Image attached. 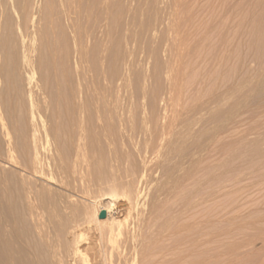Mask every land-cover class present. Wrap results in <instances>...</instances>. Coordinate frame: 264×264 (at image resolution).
Segmentation results:
<instances>
[{
	"label": "rangeland",
	"instance_id": "1",
	"mask_svg": "<svg viewBox=\"0 0 264 264\" xmlns=\"http://www.w3.org/2000/svg\"><path fill=\"white\" fill-rule=\"evenodd\" d=\"M244 1L118 0L111 15L115 30L108 37L95 33L98 41L113 47L116 58L110 62V55L105 60L109 77L96 76L98 88L92 93L97 91L98 97L91 94V100L98 102L101 95L103 106H115L124 116L126 127L120 134L128 146L123 153L129 157L136 185L129 224L112 243L121 244L126 235L132 240L123 263L115 264H264V64L260 43L252 35L254 22L245 23L243 18L258 10L260 0H251L256 3L251 10L250 0ZM116 67L121 72L117 75ZM17 72L12 71L14 91L10 87L7 103L11 111L21 109L12 111L15 121L21 122L35 116L25 112ZM75 74L71 79L77 84ZM162 128L163 139L151 138L149 130ZM14 177L13 201L20 210L22 188L18 190V174ZM91 193L93 198L100 195L97 186ZM56 196L52 192L50 199ZM0 203L1 212L6 204ZM0 219L4 223V217ZM27 246L22 254L23 247L15 243L14 264H50L42 246Z\"/></svg>",
	"mask_w": 264,
	"mask_h": 264
},
{
	"label": "bare ground",
	"instance_id": "2",
	"mask_svg": "<svg viewBox=\"0 0 264 264\" xmlns=\"http://www.w3.org/2000/svg\"><path fill=\"white\" fill-rule=\"evenodd\" d=\"M15 1L0 0V138L4 151L3 156L0 155V202L6 204L5 210L0 212L4 217V223L0 222L1 260L3 264H14L15 243L19 242L23 247L22 254L27 244L38 243L50 256V264H115L128 255L132 240L126 235L124 240L121 238V244L112 243L115 237L122 235L129 220L136 191L135 175L130 171L128 155L123 153L128 146L125 140L122 142L123 131L120 134L121 128L126 127L124 116L118 114L115 106H103L101 95L100 102H95L97 99L92 101L91 94L96 96L97 91L92 93L98 88L95 79L105 73V60L114 51L113 47L110 49V44L108 47L106 42L98 41L95 33L100 31L108 37L115 30L112 16L118 0ZM257 2L258 10L253 7ZM252 3L250 0V10L255 8L254 13L250 14L249 10L246 13L250 15H242L244 22H254L251 34L260 43L258 51L264 64V0ZM108 18L113 20L107 25ZM18 34L20 37L16 40ZM111 56L110 62L116 58ZM13 62L16 63L13 65ZM117 68L116 75L121 73ZM13 69L18 71L17 80L22 82V88L20 83L15 85L20 86L25 95V112L35 116L21 122L15 121L13 116L21 109L12 110V113L10 102L7 103L9 93L14 91L11 87ZM73 71L77 75V84L71 79ZM112 75H115L114 71ZM17 91L15 96L19 94ZM14 94L9 97L17 100L13 98ZM152 131L149 130L151 138H164L165 128ZM16 174L21 186L18 190L22 188L17 193L23 202L19 211L15 210L17 207L13 201L14 185H11L14 183L10 182L13 178L15 181ZM94 186L100 193L96 198L90 196ZM52 192L57 195L53 200L50 199ZM114 201L116 210L113 209ZM49 204L53 206L51 209ZM16 211L17 215L14 214ZM102 211H105L104 217H100ZM24 225H27L26 229ZM131 234L134 236V232ZM108 243H111L109 247ZM201 253L198 252V255Z\"/></svg>",
	"mask_w": 264,
	"mask_h": 264
},
{
	"label": "water",
	"instance_id": "3",
	"mask_svg": "<svg viewBox=\"0 0 264 264\" xmlns=\"http://www.w3.org/2000/svg\"><path fill=\"white\" fill-rule=\"evenodd\" d=\"M105 216V211H102V213H100V217H104Z\"/></svg>",
	"mask_w": 264,
	"mask_h": 264
}]
</instances>
